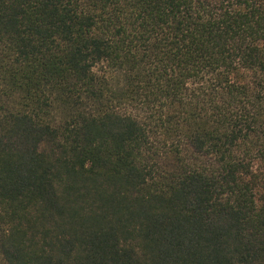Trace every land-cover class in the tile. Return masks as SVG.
<instances>
[{
	"label": "trees",
	"instance_id": "1",
	"mask_svg": "<svg viewBox=\"0 0 264 264\" xmlns=\"http://www.w3.org/2000/svg\"><path fill=\"white\" fill-rule=\"evenodd\" d=\"M0 264H264V0H0Z\"/></svg>",
	"mask_w": 264,
	"mask_h": 264
}]
</instances>
